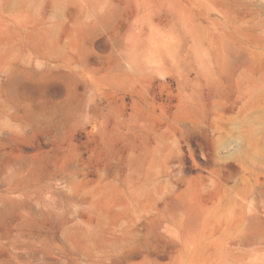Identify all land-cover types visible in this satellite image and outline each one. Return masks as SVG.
Returning <instances> with one entry per match:
<instances>
[{
    "label": "rangeland",
    "instance_id": "obj_1",
    "mask_svg": "<svg viewBox=\"0 0 264 264\" xmlns=\"http://www.w3.org/2000/svg\"><path fill=\"white\" fill-rule=\"evenodd\" d=\"M0 264H264V0H0Z\"/></svg>",
    "mask_w": 264,
    "mask_h": 264
}]
</instances>
